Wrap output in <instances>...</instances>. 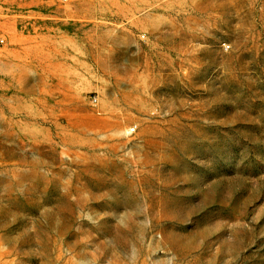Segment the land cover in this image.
Returning a JSON list of instances; mask_svg holds the SVG:
<instances>
[{"label":"rangeland","instance_id":"1","mask_svg":"<svg viewBox=\"0 0 264 264\" xmlns=\"http://www.w3.org/2000/svg\"><path fill=\"white\" fill-rule=\"evenodd\" d=\"M0 39V264H264V0H0Z\"/></svg>","mask_w":264,"mask_h":264},{"label":"built area","instance_id":"2","mask_svg":"<svg viewBox=\"0 0 264 264\" xmlns=\"http://www.w3.org/2000/svg\"><path fill=\"white\" fill-rule=\"evenodd\" d=\"M59 1H67V0H59ZM4 43V40L3 39H0V44H3ZM1 84V83H0ZM132 131H135V129H133Z\"/></svg>","mask_w":264,"mask_h":264}]
</instances>
